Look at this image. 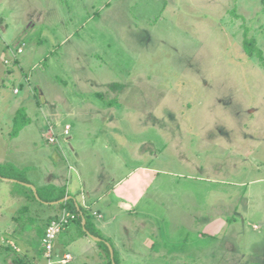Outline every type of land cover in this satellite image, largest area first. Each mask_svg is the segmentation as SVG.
<instances>
[{"label": "rangeland", "instance_id": "rangeland-1", "mask_svg": "<svg viewBox=\"0 0 264 264\" xmlns=\"http://www.w3.org/2000/svg\"><path fill=\"white\" fill-rule=\"evenodd\" d=\"M0 19L24 50L14 67L0 51V218L15 215L40 261L50 199L77 176L35 193L19 179L50 168H18L16 147L47 141L51 124L46 145L73 153L70 135L88 173L109 179L113 235L157 250L150 264H264V62L243 47L246 31L264 59V0H0Z\"/></svg>", "mask_w": 264, "mask_h": 264}, {"label": "crops", "instance_id": "crops-1", "mask_svg": "<svg viewBox=\"0 0 264 264\" xmlns=\"http://www.w3.org/2000/svg\"><path fill=\"white\" fill-rule=\"evenodd\" d=\"M23 94L25 93H22L21 95ZM23 97L25 96L23 95ZM24 102H26V100L18 99L15 100L14 103H19L20 105H22ZM30 136L31 134L27 136V138H29ZM70 137V135L67 136L66 141L68 142V146L73 153L65 154L64 149L60 147V144L57 146L55 145L49 147L48 145H46L48 144V140L45 141L44 139L42 142L39 143L36 142L35 139L31 141V138L27 139L26 141H22L21 138L18 139L19 136L16 134L13 138L14 140H19V145L16 147V149L18 150V152L22 149L23 156L26 157L24 159L21 158L22 162L20 163L19 161L18 163L15 162L16 166L20 169H28L30 166L37 168L40 166L38 164H35V162L38 163V161H41L44 164L43 166L48 164V167L50 168L46 172L45 176L36 174L33 177L30 176V179H24L23 181L27 184L33 185L36 189V192L38 188H40L41 186L43 187L44 184L48 183L55 184L56 186L59 185L67 187L68 180L70 178V170H73L77 176V186L73 188V193L70 191L66 192V195L64 196V198H62V202L59 203H63L66 200H72L76 206V209H79L80 207L82 211L84 210V212L89 215V220L91 222L92 227L100 233V241H103L105 244L106 242L110 243L113 250L115 251L118 257L117 264L131 263L130 258L142 261L141 264H150L148 257L157 258V250L152 251V253H154L152 256H148L149 254H151L148 247H146L145 249L142 244L138 245L137 242H130L126 244V242L124 241H117L116 237L113 235L112 225L115 218L113 208L115 206L114 204L111 205V200L114 201V199L111 198L113 197V194H111L109 190V179L104 180L102 178H96L92 174L88 173V169L85 167V162L79 156L78 148V151H76L75 147L70 144ZM38 156H40V158H38ZM27 157H29V159H33L35 162L24 164L25 162L23 161H26ZM9 162L13 164V161ZM4 180H7L8 182H14L9 179ZM62 183H64V185H61ZM26 193L27 192L22 191L21 195L26 201H28L29 199H31V196ZM104 193H107V196L105 198L102 197ZM131 201L132 197L129 200L123 201V203H121V206L119 207L123 209V207H125L128 203H131ZM59 203L51 204L56 206ZM82 211H79V213L81 214ZM49 213L50 214L48 220L43 225L42 233L44 232L46 225L53 219L59 217L62 213L73 214V212H68L64 208L60 207H52ZM11 218L12 219L10 221V218H5V222L4 219L0 218L6 224L4 230L5 233L10 234L16 233L18 231L20 233L19 235L22 237L21 240H18V242L17 240L12 239L16 243L18 251L16 252V250L12 249L13 252L10 255L9 260L6 261V259H2V264H47V259L40 261L38 257V248L36 245H34V241L28 240V238H31L28 234V230H26V228L22 227V225L18 221H16L15 215H11ZM72 219H68V221L64 225L63 230L61 231V233L64 234L62 240H59L57 238L54 241L53 258L55 259L56 255L62 257L64 254L68 253L72 257L70 263L78 257L80 259L81 264H91V262H94V264H106L107 255L103 246L98 243L99 241L92 239L88 234L80 235ZM0 236V245H2L1 238L9 237H7L6 235L4 236L2 234H0ZM88 237L90 239H88ZM141 245L142 250L137 249ZM202 248L203 247H199L200 250ZM193 251L199 250L194 249ZM200 253L203 252L201 251ZM42 255L44 256L43 253ZM219 256L220 257L218 258L222 260L221 255ZM209 258L213 259L214 257Z\"/></svg>", "mask_w": 264, "mask_h": 264}, {"label": "built area", "instance_id": "built-area-1", "mask_svg": "<svg viewBox=\"0 0 264 264\" xmlns=\"http://www.w3.org/2000/svg\"><path fill=\"white\" fill-rule=\"evenodd\" d=\"M1 32V30H0ZM0 51L3 53L2 56V64L4 66L8 67H14L19 66L16 65L18 56L22 54L23 45L21 44H14L12 42H7L5 39L1 36L0 37ZM18 87H15L13 89L14 93H18ZM30 89V87H29ZM59 124V123H55ZM53 125L49 124V134L46 136V140L49 142H57L56 137L54 136V132L52 130ZM63 134L69 135V125H64L63 127ZM74 214L71 213H62L59 217L53 219L50 221L45 229H44V235L42 237L43 245H44V251L43 254L45 258L47 259V264H52L54 262H59L60 264H67L71 261L72 257L70 254L66 253L64 254L59 260L53 261V242L56 239L57 235L63 230L64 225L68 221V219L74 218ZM1 243L6 244L9 247H12L13 249H17L16 244L10 240V238H1Z\"/></svg>", "mask_w": 264, "mask_h": 264}, {"label": "trees", "instance_id": "trees-1", "mask_svg": "<svg viewBox=\"0 0 264 264\" xmlns=\"http://www.w3.org/2000/svg\"><path fill=\"white\" fill-rule=\"evenodd\" d=\"M244 35L245 36L243 38V47H244L245 53L248 56H254V55H256V56L259 57L260 61L264 62V59L262 57V51L256 46L255 39L254 38H251V37H247L246 36V31H244ZM15 44H19V43L17 42ZM18 127H20V125L18 124V122L16 120L15 122H13V125H12L11 134H10L11 136H15L17 134V132L19 130ZM19 180H22L23 181L24 179H19ZM16 184H19V183H16ZM65 195H66V193L58 196L57 198L50 199V200H59V199L63 198ZM33 197H35V195L31 191V198H33ZM58 206L60 208H64L68 212H73V214H74L75 217L72 219V221H74L75 226L78 229V231H79L80 234L87 235V232H89L90 234H92L94 236H97V237L100 236L99 235V232L92 227L91 222L89 220V215H87L84 212V210L82 211V209L80 207H79V209H76V206H75V204L73 203L72 200H66L63 203H59ZM79 211H82V213L80 214ZM82 217H84L85 218V221H86V223H85V229H83V227H82V223H81ZM43 235H44V232H43ZM98 243H100L103 246V248H104V250L106 252V255H107L106 264H112L108 246L103 241H99ZM113 259H114V262L117 264L116 253H115L114 250H113Z\"/></svg>", "mask_w": 264, "mask_h": 264}, {"label": "water", "instance_id": "water-1", "mask_svg": "<svg viewBox=\"0 0 264 264\" xmlns=\"http://www.w3.org/2000/svg\"><path fill=\"white\" fill-rule=\"evenodd\" d=\"M4 179H8V178H4ZM9 180H12V181H16V182H17V180H14V179H9ZM24 184L27 185V186H29V187H31V188L33 189V191L36 193V189L34 188V186H32L31 184H27V183H24ZM62 200H63V199H61V200H59V201H54L53 203H59V202H62ZM81 223H82V227H83V229H85V223H86V221H85V218H84V217H82V221H81ZM87 234L90 235V237H91L92 239L96 240V241H100V240H101V238H99V237H97V236H94V235L90 234L89 232H87ZM106 244H107L108 249H109V252H110L111 262H112V264H116V263L114 262V259H113V248H112V246L110 245V243L106 242Z\"/></svg>", "mask_w": 264, "mask_h": 264}]
</instances>
